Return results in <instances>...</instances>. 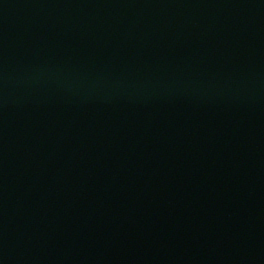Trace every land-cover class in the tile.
Listing matches in <instances>:
<instances>
[{"label": "water", "instance_id": "obj_1", "mask_svg": "<svg viewBox=\"0 0 264 264\" xmlns=\"http://www.w3.org/2000/svg\"><path fill=\"white\" fill-rule=\"evenodd\" d=\"M0 264H264V0H0Z\"/></svg>", "mask_w": 264, "mask_h": 264}]
</instances>
